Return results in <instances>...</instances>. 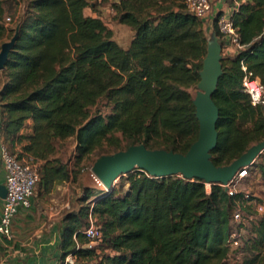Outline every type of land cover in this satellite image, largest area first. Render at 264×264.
<instances>
[{
  "label": "trees",
  "instance_id": "1",
  "mask_svg": "<svg viewBox=\"0 0 264 264\" xmlns=\"http://www.w3.org/2000/svg\"><path fill=\"white\" fill-rule=\"evenodd\" d=\"M96 1L27 0L16 17L18 3L0 0V50L17 35L0 71V134L11 153L39 163L40 192L72 179L56 155L58 141L76 136L82 161L138 144L186 153L199 137L194 100L209 51L207 24L184 0H116L114 18L134 33L125 48L97 12L110 0ZM227 3L244 48L226 53L217 22L210 25L223 45L224 71L213 95L220 109L217 166L264 140V104L254 105L243 89L248 73L264 85V0ZM7 16L15 28L6 26ZM102 101L110 113L92 111ZM248 172L264 186V151ZM119 179L111 190H88L84 200L93 199L54 228L60 264H228L233 251L243 254L240 264H264V212L256 209L263 197L141 169ZM237 210L245 221L235 222ZM91 215L103 233L93 247L84 233Z\"/></svg>",
  "mask_w": 264,
  "mask_h": 264
},
{
  "label": "water",
  "instance_id": "2",
  "mask_svg": "<svg viewBox=\"0 0 264 264\" xmlns=\"http://www.w3.org/2000/svg\"><path fill=\"white\" fill-rule=\"evenodd\" d=\"M17 39V35L2 44L0 71L4 69ZM223 45L216 31L209 38V51L201 71V81L194 100L200 122L198 139L186 153L166 149H150L145 144L132 145L125 150L99 157L92 166L95 178L107 190L116 181L135 169L146 171L153 177L180 175L186 179L200 178L207 184L227 185L244 166H251L264 151V140L253 145L246 153L229 165L217 166L212 151L217 147L219 132L217 122L220 109L213 95L223 75ZM7 197V187L0 185V198Z\"/></svg>",
  "mask_w": 264,
  "mask_h": 264
},
{
  "label": "rangeland",
  "instance_id": "3",
  "mask_svg": "<svg viewBox=\"0 0 264 264\" xmlns=\"http://www.w3.org/2000/svg\"><path fill=\"white\" fill-rule=\"evenodd\" d=\"M18 5L16 17L23 14L26 10L27 0H15ZM116 0H110L108 3L100 6L97 9L106 23L114 30V34L118 39L125 41L130 40L131 33L129 27L120 25L114 18V12L112 9V2ZM92 5H99L96 0H91ZM90 6L87 9V13H92ZM12 17V15H8ZM7 16V17H8ZM15 19H13L14 21ZM208 27V37H212V32L215 31L211 25V20L206 21ZM6 26L9 28H15L16 22H10L6 19ZM131 29V28H130ZM10 38H6V41H10ZM5 41V42H6ZM227 53V52H226ZM1 83V82H0ZM194 94L196 90H193ZM102 111L107 114L110 113L111 107L106 101L100 102L98 105L92 108V111ZM31 121L27 125L25 132L31 131ZM56 155L61 157L66 162L71 171L72 179L70 181L57 183L52 188L51 192L45 193L37 191L34 196L33 207L29 210H22L15 218L13 224V233L15 241H27L36 248L39 244H44L50 241L53 237V230L56 226L61 224L63 216L66 212L72 209H79L81 205L89 203L93 198L88 200L85 198V194L88 190L106 189L105 186L99 182L92 172V164L96 160V155L92 154L85 157L82 161H78V140L76 136L57 142ZM1 162V161H0ZM2 164V162H1ZM118 179L116 183H120ZM243 190H248L258 197L264 198V186L260 177L252 173L246 177L239 186ZM209 189H211V184ZM107 190V189H106ZM98 245V244H96ZM34 248V250H35ZM39 249V248H37ZM42 252L48 257L53 256L51 251L43 249ZM243 254L239 251H233L228 264H240L242 262ZM67 261L74 262V258L69 257ZM56 264H60V261H56ZM89 264H95L89 262Z\"/></svg>",
  "mask_w": 264,
  "mask_h": 264
},
{
  "label": "built area",
  "instance_id": "4",
  "mask_svg": "<svg viewBox=\"0 0 264 264\" xmlns=\"http://www.w3.org/2000/svg\"><path fill=\"white\" fill-rule=\"evenodd\" d=\"M184 2L187 9L206 24V21L209 20H211V24L217 22L222 34V40L226 46V52H238L244 48L232 13L221 14L222 12L216 11L213 0H184ZM7 20L11 21V18L8 17ZM244 70H247L246 65L244 66ZM243 89L251 96L254 105L264 104V85L259 78L253 77L252 73H248L245 76ZM1 158L5 168L4 184L7 187V197L3 199L2 203L0 235L4 236L7 240H13V224L16 216L22 210H29L33 207V198L40 179L39 163L32 156L20 159L18 155L11 153L4 144L1 146ZM248 167H242L227 185H223L230 195L236 196L242 190L239 186L249 176ZM207 185L209 189L210 184ZM249 197L250 194L247 191V198ZM256 209L258 212L263 213L264 203L256 202ZM234 220L237 223L245 221L244 213L241 210H237L234 214ZM84 233L90 240V247H93L102 240V230L93 215L90 216V224L84 229ZM238 236L239 232L235 230L232 234V243L235 246L240 243ZM21 264L40 263L22 262Z\"/></svg>",
  "mask_w": 264,
  "mask_h": 264
},
{
  "label": "crops",
  "instance_id": "5",
  "mask_svg": "<svg viewBox=\"0 0 264 264\" xmlns=\"http://www.w3.org/2000/svg\"><path fill=\"white\" fill-rule=\"evenodd\" d=\"M216 11H220L226 14L232 12V8L229 7L227 0H213ZM124 27V24H120ZM127 26V25H126ZM125 28V27H124ZM131 33L130 40L125 41L118 39L116 36L114 38L125 48H127L134 36L133 31L129 28ZM1 87V85H0ZM3 144V136L0 134V185L5 183V168L1 158V146ZM3 199L0 198V216L2 212ZM34 245H31L27 241H15L7 240L4 236L0 235V264H21L22 262H39L40 264H56L58 261L55 258V237H52L50 241H47L44 246L39 244L35 250ZM39 248V249H37ZM46 249L51 251L53 256L48 257L42 250ZM71 257V256H70ZM69 258V257H68Z\"/></svg>",
  "mask_w": 264,
  "mask_h": 264
}]
</instances>
